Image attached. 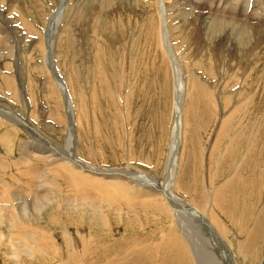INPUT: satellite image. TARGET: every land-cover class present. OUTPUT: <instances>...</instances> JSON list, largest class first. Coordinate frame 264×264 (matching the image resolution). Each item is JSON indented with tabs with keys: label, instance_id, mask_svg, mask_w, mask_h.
Here are the masks:
<instances>
[{
	"label": "rangeland",
	"instance_id": "rangeland-1",
	"mask_svg": "<svg viewBox=\"0 0 264 264\" xmlns=\"http://www.w3.org/2000/svg\"><path fill=\"white\" fill-rule=\"evenodd\" d=\"M26 1L28 0H23L21 2L20 0L18 1V3L15 5L16 13L12 15V18L16 19L17 21L19 20L18 23H22L21 25L24 24V27L29 30L23 32L20 29L16 28L17 30L21 31L23 36L20 37L16 32H13L15 38L19 36L16 38L17 45L12 46L11 49L0 46V105L5 107L6 109L9 108L13 110V113H20L18 115H20L21 117L23 116L22 119H25V121L21 120L18 117L10 114L7 110H2V108H0L2 110H0L1 113H8V117H6L8 121L0 117V120L5 122L3 127H1L0 125V157H2V163L0 165V175H3L2 177L0 176V185H2L3 180H7L8 188L6 193H8V190H10L12 194L13 192H16L14 193L16 197L18 196V199L15 201L16 207L18 206L19 208L20 204L23 205L24 200L27 202H31L33 196L28 195L29 197H27L22 195L26 191V188L22 185L23 183L20 184V177L19 180L17 179L18 174L22 173L25 168L28 169L29 164L26 162L25 166L22 165V159H29V152H33V150L31 149H28V152L23 151V142L35 141L40 146L42 145L41 139L45 137L51 144L63 147H65L66 145V135L65 132L62 131V129H64L65 126L66 129L68 128L67 122L69 121L67 119V113L65 112V105L62 97L63 94L61 88H59V86H57V84L54 82V76H51L52 68L50 69V66L45 61L46 56H44L46 54V45L44 46V43L46 44V39H48L49 37L51 38L50 40L52 43V50L55 56L53 58L55 61V71L59 70L58 72L64 77L66 83H69V79L72 80L74 85L72 94L75 109L77 108L78 110L81 108L82 110L83 108L82 111H86V114L88 113V118L90 119V121H88L90 122V124L86 122L78 123V126L83 135L82 140L81 138H79V141L77 142V140L75 139L76 147L79 143L77 147L78 157L81 159V161L95 163L96 166H101L108 169H120L121 172L119 173V175L128 176L130 180H132L129 184L130 187L135 185L140 190H147V192L151 193L153 191V193L157 191L159 192L157 187L165 177L167 149L171 142L173 126L175 123V91L173 84V75L169 70V53L167 51H164L163 49L161 50L162 46L160 44V53L157 49L150 48V46L153 45L155 41H157L155 32L153 38L151 37L150 39L148 37V32H151V28H149L151 25V20L154 21L155 24L157 23L156 25L154 24L155 26L158 27L160 25L159 8H157L158 5H149L147 6V8L144 6V10H146L144 11L134 2L133 4L128 1V3L125 2L126 4L124 2L123 4L122 2H119V4L112 3V5L110 6L111 8L109 7L107 9L106 7H108V3L107 5L104 4L102 8L99 9V14L97 12L98 10L92 12V9L94 7H98V1H95V4L93 6L89 4V6H91L90 11V8L83 4L85 3L84 0H73V2L71 0L69 2V5L67 6V9L65 10L66 14L64 12L62 16L63 18L60 17V21H58L60 23L57 22L56 24H53L52 27L50 26L52 28L51 30L49 24L48 26H46L47 21L51 16L50 13H48L49 16L48 14H39L37 10H33L36 9L35 3L32 0H29L28 2ZM45 2L46 4H49L48 7L55 6L57 8L60 0H47ZM145 2H147V0H145ZM129 4L134 6L130 7ZM23 5H26V8L22 9ZM122 7H124L125 9H123ZM129 8L134 9V11L133 13L127 14L128 19H125L123 13L121 12L123 10H125L124 12H126ZM106 9L108 13H106ZM6 11L7 6L5 7V12ZM170 13H172V21L174 23L176 22L175 25L178 26L181 19H177V17H175L174 8L171 9ZM36 14L39 16H37ZM35 15L36 17H34ZM27 16L30 18V20ZM97 16L100 18H96ZM138 16H142V18L140 17V19ZM200 19L201 20H197L198 22H196V26L198 27L197 30H194L193 27H189L187 29L183 27V30H185L182 31L181 25L182 33L180 34V31H177L174 36L177 35V41L178 43L180 42L178 55L180 57L181 63H183L182 67L184 79L185 77H187V69H189V71L191 72H197L201 80L205 84H208L211 88V91H213L214 93L199 92L197 87H195L194 90L190 87L189 91H187V88H185V91L187 93L184 92V96L186 93V97L182 101V103H184L181 109L182 122H180L181 124L179 127L181 128L178 130L179 132L177 137V140L180 143L178 158V161H180L178 167L179 172H177L176 178L174 177V184H177V186L175 189L172 187V189L173 191L175 190L176 192H174L177 195H180V197H185L187 205L192 208H194L192 204H195L196 206V203L198 207L202 208L204 207V201L206 202V211L211 210V214L217 221V224H214L212 222L213 228L211 230L217 240H209V242L205 245L208 250H210V247H212L211 249L213 255L217 258L219 256L218 260L221 261L222 264H264V78H262L261 75V78L259 77L258 80H256L254 75H252V79L248 76L245 79V75H240V72H243V69H240L242 68L241 64L243 66V64H245L249 60L247 58H250L251 54L256 50L257 52L260 50L262 55L260 57V60L255 65L256 69L260 66L257 70V73H255L258 75L264 70V44H259L258 42H256L257 40H251L250 43L248 41L242 43L240 41L236 42L235 39H233V43L231 46L229 45V37L231 36H229L227 33H223L222 36L218 37V39L216 38V43H212L213 40L212 42L209 41L211 32L207 31V26L209 25L208 22H210L211 20H208L206 15H203ZM65 20L67 23L65 22ZM141 20L143 23L140 24ZM190 20H192V16H190ZM84 22H86L87 25L84 24ZM105 25L106 28H104ZM126 26L128 27V29ZM138 26L142 28L141 31ZM137 29L139 31H137ZM35 31L38 32L36 33ZM133 31L136 33V35ZM34 32L37 34V36H33L36 35ZM29 35H32V37H29ZM26 38L28 40H26ZM22 40H24L25 42ZM189 40H191L192 42H190ZM146 41L148 42V44ZM87 42L88 45L86 44ZM182 42H184V45H182ZM201 42H206V51H199L201 50V48L199 47V49H197V45H199ZM72 43L73 45H71ZM234 43L236 44V47ZM100 45L101 48L99 47ZM28 46L30 47L28 48ZM212 47L213 50H211ZM216 47L218 50L216 49ZM72 49H77V53ZM228 49L230 51L229 56L226 55ZM193 50L195 53H198V56H201L199 59L198 57L193 55ZM196 50H198V52H196ZM161 51L163 53L167 52L166 54L168 55H166L165 53H161ZM249 51L251 52V54L249 53ZM205 52L207 53V55H205ZM140 54H144V56L146 55V57L142 59ZM156 55H159V57H156ZM223 55H226L228 57L227 58L225 56L226 59H229L228 68L227 66H225L227 60ZM96 56L98 58L100 56L101 58L99 59L101 60L98 61V58ZM114 57H118L117 60H114ZM218 57L224 58L221 61L222 64H219L220 60L217 59ZM229 57H233V59ZM230 59L233 61H231ZM93 60L95 62H93ZM89 62L91 63V65ZM197 62H199L200 65H196ZM250 63L249 65L253 67L252 63ZM51 66L54 67V65ZM87 68L90 69V71ZM208 68L211 69L214 75L216 74L214 77L205 76L204 72ZM218 68L219 70H217ZM221 69L223 71V74L225 73L224 77L229 76V79L228 77L227 79H217V77H219V71ZM227 70L229 71V74L227 73ZM52 71H54V69H52ZM202 73L204 75L203 77L201 76ZM236 73H238L237 76ZM4 77L9 78L11 82H4ZM238 77H241V81L238 79ZM101 81H104V83H102ZM226 81L227 84H225ZM193 82H196L195 85H201L200 80L193 79ZM235 82L239 83L240 85H244L243 87H241H245L243 89L245 90L243 94H238V89H236V92L233 93H229V91H225V93L222 90L223 84H225L226 86H232V84ZM251 82L252 85H250ZM4 83L6 86H4ZM44 83H47V85ZM261 83L262 85H260ZM239 84L237 88L240 87ZM103 85L104 87L102 88ZM84 91L88 96L86 102H88L90 106V108L88 106V112L85 108L86 103H81L79 101L80 96L84 94ZM100 92H102V94ZM93 97L94 99H92ZM120 99L122 100L121 102L119 101ZM89 100L91 101V103ZM201 104L203 106H201ZM108 106L111 108L109 109ZM90 111H92L93 114ZM95 112L96 114H94ZM183 112H185V114ZM104 113H107L106 116ZM233 113L235 114L232 119L228 121V125L224 126V121L228 120L230 115H232ZM57 120H60L61 122ZM14 121L19 124H13ZM63 121H66L67 124L65 125ZM29 122L33 125V127L36 125L34 127L35 133L33 127L30 128L28 125H26V123L28 124ZM186 123L188 124L187 126ZM63 124L64 127H60ZM93 124L96 125H94L95 128L93 127ZM8 129H13L11 140H5V138L3 137L4 133L9 132ZM184 132L187 134H185ZM84 141H88L89 143ZM43 144L48 143L45 141V143ZM36 155L43 154L41 152H36ZM30 164V166L33 167L39 165L43 166L44 163L39 159L32 160ZM89 171H91L92 173L94 172V174L96 173L95 170ZM134 171H136V173ZM113 172L116 171L113 170ZM9 174L11 175L9 176ZM53 174L54 172L52 170H48V172L44 173V179L47 180L49 178H53ZM58 178L64 179L65 181L62 185H60L59 188L65 191V186H67L69 188L68 194L73 195L77 190V186L75 184L69 183V179L64 177L63 175L59 174ZM134 178H136L137 180H135ZM141 179H143L144 185L138 184ZM21 181L23 182V180ZM12 187L13 189H10ZM219 189H221V192L219 193V195H217L216 192ZM211 193H214L215 196V201L214 196L212 197L213 202L206 197L204 198V196H206L207 194L210 195ZM227 193L229 194L227 195ZM120 197L121 199H118L117 206L112 202L110 203L102 200L95 203L96 205L93 203L83 205L89 211L94 213L93 216L95 214H101L100 216H98V218L93 217V219L98 220L97 223H94V221L90 219L91 217L89 218L87 217V215L85 216V218H83L82 213H66V207L62 206L61 204V206L59 204H56V211L49 210L48 212L50 214L48 212H44L46 214H42L41 219H38L39 221L33 220L34 225L36 223V225L48 231L51 234V237L56 241V244L59 245L58 253L52 254V251L50 249L47 250L48 253L51 252L49 253V256L47 253H43L44 249L42 248L40 250L41 252H39L40 255L38 254L39 256L35 260V264H65L67 258L71 259V252L74 253L75 249L78 250V248L76 247L77 241V244L81 245L80 248L85 247L86 249L88 247V243L93 242L96 244L97 242L99 252L107 246L112 248V253L108 252V260H99L101 264H108L116 257L118 259L117 264H138V262L139 264H163L161 250L157 251L151 249L150 252L138 254L136 251H130V249L134 248L138 241H142V244L145 243L147 246H152V242L161 241L164 237L163 235L167 233L169 225L176 227L182 233V229L179 226L178 221L176 220V218L173 219V221H170L169 219L165 218V215H162L164 219H159V214H161L163 212L162 209H164L161 206H156L154 208V206L151 207L150 203H146L145 205H143L144 207H140V203L135 204L133 199H130L128 201L126 199L124 200L123 196ZM35 202L31 204V208ZM101 202L103 203L101 206L106 205L108 207H100ZM3 205L4 204H2L1 206ZM92 207L94 208L92 209ZM120 209L121 213L119 211ZM150 209L152 212L150 211ZM62 210L65 212L64 214ZM106 210H110V213H107L108 211ZM103 211H105V213ZM56 215H58L59 217ZM145 216L148 218H145ZM157 219L159 221H157ZM107 224L113 227H111L110 229H106ZM220 224L223 226H221ZM84 225L86 229L84 228ZM0 230L3 231L1 227ZM153 233L155 236L151 238V235H153ZM230 243L232 244L230 245ZM44 245L49 247L51 244L45 243ZM114 245H126V250H124V248L117 250L118 248L115 249V247H113ZM232 246H234V249ZM1 250H4L3 252H5V249L3 247ZM1 250L0 264H10V259H8L9 256L6 253H3ZM88 251L90 252V247H88ZM92 252H94V249H92ZM220 252H224V255L221 256L220 254H218L217 256L216 253ZM104 253L106 252L104 251ZM44 258L46 259L47 263L42 262V259ZM194 258L197 264L195 255ZM24 259H28L27 262H29L31 258L25 257ZM169 261H171L170 257L168 262ZM91 262V260L86 261V263L88 264H95V261L92 263ZM204 264L207 263L204 262Z\"/></svg>",
	"mask_w": 264,
	"mask_h": 264
},
{
	"label": "bare ground",
	"instance_id": "bare-ground-1",
	"mask_svg": "<svg viewBox=\"0 0 264 264\" xmlns=\"http://www.w3.org/2000/svg\"><path fill=\"white\" fill-rule=\"evenodd\" d=\"M19 0H0V46H4L7 48H12V46L17 45V37H23L21 31H28L29 29H27L26 27H24L25 25H21L20 23H18V21L14 18H12V15L14 13H16V8L15 5L18 3ZM23 0H20V2ZM29 1V0H28ZM26 1V2H28ZM35 3V8L33 9L34 11L37 10V12L40 14H48L50 13V18L47 21V25L49 24V27L53 26V24H56L58 21H60V17L63 16L65 10L67 9V6L69 5V2L71 0H60V3H58V7L56 8L55 6H49V4H46L45 1L47 0H32ZM85 3H83L85 6L90 8L91 11V6H89V4H91L92 6L95 4V1H98V7H94L92 9L93 11H97L99 14V9L102 8V6L104 4H108L106 7L107 9L112 5V3L115 4H119V2H130L133 4L136 3L138 7H141L142 10H144V6L147 8V6L149 5H153V4H157L159 8V14H160V18H159V23L160 25L157 27L155 26V22L151 20V25L149 28H151V32H148V37L151 39V37L153 38L154 32L157 36V41L154 42L153 45L150 46L151 49H157L158 52L159 51V44L162 46L161 50L163 49L164 51H167L169 53L165 54L169 56V61H170V72H172L173 75V84H174V91H175V97H174V109H175V123L173 126V131H172V137H171V142L170 145L167 149V158H166V169H165V177L164 180L159 183L158 185V190L159 192H155V193H151V192H147V190H140L138 189L135 185L130 187V183L132 180H130V178L128 176H121L119 175V173L121 172L120 169H108V168H104L101 166H96L95 163H91V162H86V161H81V159L78 157V144L77 147L75 146V139L77 140V142L79 141V138H81V140L83 139V135L82 132L78 126V123H89L88 121H90V119L88 118V113L86 114V111H82L81 108L77 110V108L75 109V104H74V99H73V94L72 91L74 89V85L71 79H69V83L65 81L64 77L62 75H60V73L58 71H55V61H54V54H53V50H52V43H51V38L46 39V44L44 43V46L46 45V54L44 56H46V62L48 63V65L50 66V64H53L54 67V71H52L51 69V76L53 77L54 82L57 84V86H59V88H61L62 94H63V100H64V105H65V112L67 113V119L69 122L68 123V128L66 129V126L64 127V124L60 127H64V129H62V131L65 132L66 135V145L65 147L63 146H57L54 144H51L45 137L42 140V145L39 146L38 143H36L35 141H26L23 142V151L28 152V149L33 150V152H29V159H22V165L25 166V163L27 162L28 165V169L25 168V170H23L22 173L18 174L17 179L19 180L20 177V184H22L26 189V191L24 192V194H22L23 196H27L29 197L30 195L33 196V199L31 202H27L24 200V204L23 205H19L16 207V200L18 199V196L16 197L13 192V194L10 192V190H8L7 192V188H8V184H7V180H3L2 185H0V227L2 228L3 231L0 230V250L2 249V247L5 249V252H3L4 250H1L3 253H6L9 257L8 259H10V264H35L36 263V258H38V256L40 255L39 252H41L40 250L43 248L44 249V254L47 253L48 256L50 255L49 253L51 252H47V250H51L52 254L58 253V249H59V245L56 244V241L51 237V234L46 231L44 228L39 227L38 225H34L33 220H38L41 219V215L46 214L49 210H54L56 211V204H61L62 206L66 207V213L69 212H78L79 214L82 213L83 214V218H85V216L87 215V217H91L90 219H92L94 221V223H97L98 220L93 219L94 218H98V216H100L101 214L98 215H94L93 216V212L89 211L85 206L88 203H97L99 201H107V202H112L114 205L117 206L118 204V199L123 196L124 200H130L133 199L135 204H139L140 203V207H142L143 205H145L146 203H150L151 207L154 206V208L156 206H161L164 209L163 212L160 215V218L162 220L163 216L165 215V218L169 219L170 221H173V219L176 218V220L178 221L179 226L182 229V233L174 226H170L168 227L167 233L165 235H163V239L161 241H156V242H152V246L151 245H146L145 243L142 244V241H136V246L132 249H130V251L132 252H137L138 254H143V253H147L150 252L151 249L153 250H161V254H162V258H163V264H196L194 255L196 257L197 260V264H222L221 261L218 260L219 256L218 254H220L221 256L224 255V252H220V253H216L218 258L215 257L212 253V247H210V250L207 249L206 247V243L209 242V240H213L216 241L217 239L215 238L214 234L212 233V222L214 224H217L216 219L213 217V215L211 214V210L206 211V202L204 201V207L200 208L198 207L197 203L196 206L195 204H192L193 207L192 208L190 206L187 205V202L185 201L186 198L180 195H177L172 187L175 189L177 184L175 185L174 182V177L176 178L177 172L178 171V167H179V162L178 158H179V147H180V143L177 140L178 137V130L181 128L180 126V122H182V116H181V109H182V105H184V103H182L183 99H185L186 97V91L185 88H187V91H189V88L191 87L193 90L195 89V87L198 88L199 92H207V93H214L213 91H211V88L208 84H205L199 74L197 72H191L189 71V69H187L188 71H186L187 77H185L184 79V73H183V67L180 60V57L178 55V49L180 48V42L178 43V36H174L176 34L177 31H180L179 33L181 34L182 31H184L185 29L189 28V27H193L194 30H197V26H196V22H198L199 20H201L200 18L203 15L207 16L208 20H211L209 23V25L207 26V31L211 32L210 34V39L209 41L213 42L212 43H216L218 37L222 36L223 33H227L229 36L233 37H229L230 41H229V45L232 46L233 43V39H235L236 42H246L248 41L250 43L251 40H257L256 42H258L259 44H264V0H147V2H145V0H84ZM115 1V2H114ZM25 2V3H26ZM58 2V1H57ZM73 2V0H72ZM127 2V3H128ZM32 3V2H31ZM51 3V2H49ZM100 3V4H99ZM23 4V3H22ZM82 4V3H81ZM126 4V3H125ZM32 5V4H30ZM105 5V6H106ZM121 5V4H120ZM128 5V4H127ZM7 6V11L5 12V7ZM24 6V5H23ZM23 8H26L25 6ZM96 6V5H95ZM130 7H133L134 5L129 4ZM81 7V6H80ZM83 7V5H82ZM119 7V5H118ZM117 7V8H118ZM127 7V6H126ZM28 8V7H27ZM74 8V7H73ZM88 8V9H89ZM111 8V7H110ZM121 8V7H120ZM123 9H125L124 7H122ZM128 8V7H127ZM135 8V7H134ZM174 8L175 10V17H177V19H181L180 23L178 24V26L175 25V23L172 21V13L171 9ZM70 9V8H69ZM87 9V8H86ZM106 9V11H107ZM114 9V6H113ZM78 10V9H77ZM141 10V11H142ZM25 11V10H24ZM33 11V12H34ZM105 11V10H104ZM105 11V12H106ZM111 11V9H110ZM125 10H123L121 12L123 13L124 18L128 19V15L129 13H133L134 9L129 8L126 12H124ZM139 11V9H138ZM146 11V10H144ZM27 12V11H25ZM143 12V11H142ZM20 13V12H19ZM24 13V12H23ZM28 13V12H27ZM96 13V12H95ZM102 13V12H101ZM108 13V11L106 12ZM105 13V14H106ZM139 13V12H138ZM137 13V14H138ZM145 13V12H144ZM66 14V12H65ZM104 14V15H105ZM17 15V14H16ZM26 15V14H25ZM37 15V14H36ZM36 15L34 17H36ZM121 15V14H120ZM135 15V14H134ZM132 15V16H134ZM145 15V14H144ZM149 15V14H148ZM29 16V15H28ZM27 16V17H28ZM39 16V15H37ZM49 16V14H48ZM103 16V15H102ZM122 16V17H123ZM129 16V17H132ZM137 16V15H136ZM190 16H192V20H190ZM14 17V16H13ZM90 17V16H89ZM139 18L142 16H138ZM17 18V17H16ZM19 18V17H18ZM45 18V17H44ZM63 18V17H62ZM96 18H100V17H96ZM103 18V17H102ZM101 18V19H102ZM121 18V19H124ZM140 18V19H141ZM28 19L30 20V18L28 17ZM40 19V17H39ZM46 19V18H45ZM90 19V18H89ZM99 19V20H101ZM120 19V20H121ZM133 19V18H132ZM131 19V21H132ZM138 19V18H137ZM150 19V18H149ZM37 20V19H36ZM47 20V19H46ZM73 20V19H72ZM95 20V18H94ZM98 20V19H97ZM96 20V23H97ZM198 20V21H197ZM69 21V20H68ZM34 22V19H33ZM38 22V21H36ZM66 22V20H65ZM64 22V24H65ZM99 22V21H98ZM111 22V21H110ZM150 22V21H149ZM157 22V21H156ZM60 23V22H58ZM67 23V22H66ZM105 23V22H104ZM107 23V22H106ZM125 23V22H124ZM137 23V22H136ZM143 23L142 20L140 22V24ZM35 24V23H34ZM37 24V23H36ZM40 24V23H39ZM43 24V23H42ZM84 24H86V22H84ZM112 24V23H111ZM132 24V23H131ZM129 24V25H131ZM145 24V23H144ZM155 24V25H154ZM187 24V25H186ZM38 25V24H37ZM36 25V26H37ZM63 25V24H62ZM87 25V24H86ZM126 25V24H125ZM139 25V24H138ZM147 25V23H146ZM181 25H182V31H181ZM23 26V27H22ZM35 26V25H34ZM55 26V25H54ZM85 26V25H84ZM128 26V24H127ZM126 26V27H127ZM28 27V26H27ZM48 27V28H49ZM50 27V29L52 30V28ZM63 27V26H62ZM61 27V28H62ZM75 27V26H74ZM82 27V26H81ZM103 27V26H102ZM116 27V26H115ZM131 27V26H130ZM136 27V26H135ZM140 28V26H138ZM142 27V26H141ZM183 27L185 28L183 30ZM16 28L20 29L17 30ZM78 28V26H77ZM94 28V27H93ZM106 28V25L105 27ZM109 28V27H108ZM27 29V30H26ZM92 29V28H91ZM128 29V27H127ZM126 29V31H127ZM142 28H140L141 31ZM35 30V29H34ZM47 30V29H46ZM50 30V33H51ZM62 30V29H61ZM60 30V31H61ZM74 30V29H73ZM130 31V28H129ZM136 31V30H134ZM133 31V32H134ZM137 31H139L137 29ZM150 31V30H149ZM230 31V32H229ZM16 32L19 36H17L15 38L14 33ZM36 32V31H35ZM34 32V33H35ZM38 32V31H37ZM36 32V33H37ZM40 32V31H39ZM47 32V31H46ZM85 32V31H84ZM98 32V30H97ZM132 32V31H131ZM189 32V31H188ZM30 33V32H29ZM35 33V34H36ZM44 33V32H43ZM49 34V32H48ZM47 34V35H48ZM57 34V33H56ZM55 34V36H56ZM77 34V33H76ZM98 34V33H97ZM134 34L136 35V33L134 32ZM33 35V34H32ZM32 35L29 37H32ZM79 35V34H78ZM91 35V34H90ZM132 35V34H131ZM130 35V36H131ZM27 36V35H26ZM33 36H37L33 35ZM40 36V35H39ZM92 36V35H91ZM114 36V35H112ZM129 36V37H130ZM181 36V35H180ZM179 36V39H180ZM25 37V35H24ZM68 37V36H66ZM134 37V36H132ZM155 37V36H154ZM176 37V39H175ZM182 37V36H181ZM42 38V37H41ZM45 38V37H44ZM81 38V37H80ZM85 38V37H84ZM87 38V35H86ZM124 38V37H123ZM184 38V36H183ZM217 38V39H216ZM20 39V38H19ZM43 39V38H42ZM57 39V38H56ZM145 39V38H144ZM149 39V42H150ZM198 39V38H197ZM26 40H28L26 38ZM32 40V39H31ZM35 40V39H34ZM33 40V41H34ZM79 40V39H78ZM122 40V39H121ZM196 40V39H193ZM21 41V40H20ZM24 41V40H22ZM36 41V40H35ZM59 41V40H58ZM82 41V40H81ZM80 41V42H81ZM94 41V40H93ZM148 41V40H147ZM146 41V42H147ZM190 42H192L191 40H189ZM25 42V41H24ZM27 42V41H26ZM73 42V41H71ZM70 42V43H71ZM90 42V40H89ZM152 42V41H151ZM203 42V41H202ZM200 43L199 45H197V49L201 48V50L199 51H206V45L205 43ZM227 42V40H226ZM255 42V43H256ZM20 43V42H19ZM28 43V42H27ZM36 43V42H35ZM60 43V42H59ZM58 43V44H59ZM69 43V42H67ZM184 45V42H182ZM25 44V43H24ZM23 44V45H24ZM30 44V41H29ZM75 44V42H74ZM88 45V42L86 43ZM123 44V43H122ZM148 44V42H147ZM235 44V43H234ZM257 44V43H256ZM22 45V43H21ZM68 45V44H67ZM73 45V43L71 44ZM70 45V46H71ZM84 45V44H83ZM146 45V44H145ZM181 45V47H182ZM213 45V44H212ZM75 46V45H74ZM77 46V45H76ZM216 46V45H214ZM256 46V45H255ZM261 46V45H259ZM3 47V48H4ZM30 46H28L29 48ZM33 47V46H32ZM78 47V46H77ZM90 47V46H89ZM101 48V45L99 46ZM122 47V46H121ZM199 47V48H198ZM208 47V46H207ZM228 47V45H227ZM226 47V49H227ZM236 47V44H235ZM6 48V49H7ZM15 48V47H14ZM72 48V47H70ZM98 48V47H97ZM96 48V50H97ZM209 48V47H208ZM233 48V47H232ZM256 48V47H255ZM262 48V47H261ZM67 49V48H66ZM78 49V48H77ZM77 49H72L75 52L77 51ZM116 49V48H115ZM210 49V48H209ZM217 49V47H216ZM250 49V46H249ZM252 49V48H251ZM9 50V49H8ZM7 50V51H8ZM14 50V49H13ZM12 50V52H13ZM95 50V51H96ZM99 50V48H98ZM104 50V49H102ZM172 50V51H171ZM213 50V47L212 49ZM215 50V48H214ZM218 50V49H217ZM216 50V51H217ZM232 50V49H231ZM236 50V49H235ZM234 50V51H235ZM100 51V50H99ZM253 51V50H252ZM16 52V51H15ZM105 52V51H104ZM129 52V51H128ZM193 55L198 57V59L201 56H198V53H195L194 50L192 51ZM196 52H198V50H196ZM229 49H228V54L226 53L227 56L230 55L229 53ZM241 52V51H240ZM1 53V52H0ZM30 53V52H29ZM77 53V52H76ZM88 53V52H87ZM93 53V52H92ZM161 53H163L161 51ZM163 53V54H164ZM206 53V52H205ZM210 53V52H209ZM234 53V52H233ZM232 53V54H233ZM249 53L251 54V52L249 51ZM68 54V53H67ZM79 54V53H78ZM90 54V53H89ZM94 54V53H93ZM138 54V53H136ZM192 54V53H191ZM231 54V55H232ZM236 54V53H235ZM234 54V55H235ZM6 55V54H5ZM18 55V54H16ZM72 55V54H71ZM96 55V53H95ZM105 55V54H103ZM117 55V54H116ZM115 55V56H116ZM122 55V54H121ZM120 55V57H121ZM141 55V54H140ZM139 55V56H140ZM207 55V53L205 54ZM226 55H223L224 58L226 59ZM242 55V54H241ZM262 53L259 50L257 52L254 51L250 58L245 64H241L240 69H243V72H240V75L242 74V76H244V78L246 79V77H250L252 75H254L255 79L258 80V78L262 75V78H264V70L259 73L258 75L257 70L260 67H255V65L257 64V62L260 60ZM67 56V55H66ZM75 56V53H74ZM88 56V55H87ZM163 56V55H162ZM222 56V57H223ZM226 56V57H225ZM14 57V55H13ZM63 57V56H62ZM89 57V56H88ZM97 57V56H96ZM146 55L144 56V54L141 55V58H145ZM156 57H159V55H156ZM167 57V56H166ZM222 57H218L217 59L220 60L219 64H222L221 61L224 59ZM234 57V56H233ZM233 57H229L232 58ZM239 57V56H238ZM245 57V56H244ZM94 58V57H93ZM98 58V57H97ZM96 58V59H97ZM99 58H101L99 56ZM98 58V61H100L101 59ZM106 58V57H104ZM118 58V57H117ZM117 58L114 57V60H117ZM124 58V57H123ZM122 58V59H123ZM182 58V57H181ZM222 58V59H221ZM228 58V57H227ZM240 58V57H239ZM243 58V56H242ZM45 59V58H44ZM167 59V58H166ZM183 59V58H182ZM187 59V58H186ZM195 59V58H194ZM193 59V60H194ZM212 59V58H210ZM89 60V59H88ZM189 60V58H188ZM226 65L228 68V63H229V59H226ZM231 60V59H230ZM19 61V60H18ZM97 61V60H96ZM103 61V60H102ZM162 61V59H161ZM168 61V60H167ZM233 61V60H231ZM238 61V60H237ZM51 62V63H50ZM88 62V61H87ZM93 62H95L93 60ZM183 62V61H182ZM187 62V61H186ZM190 62V61H189ZM212 62V61H211ZM252 63L253 67H251V65H249V63ZM32 63V62H31ZM90 63V62H89ZM163 63H164V59H163ZM166 63V62H165ZM207 63V62H206ZM213 63V62H212ZM225 63V62H224ZM240 63V62H239ZM242 63V62H241ZM250 63V64H251ZM200 63L197 62L196 65ZM202 64V62H201ZM215 64V63H214ZM217 64V63H216ZM2 65V64H1ZM13 65V64H12ZM47 65V64H46ZM91 65V63H90ZM192 65V64H191ZM218 65V64H217ZM230 65V64H229ZM222 66V65H221ZM220 66V67H221ZM235 66V65H234ZM233 66V67H234ZM240 66V65H239ZM13 67V66H12ZM219 67V66H218ZM223 67V66H222ZM52 68V66L50 67ZM57 68V67H56ZM85 68V67H83ZM187 68V67H186ZM205 68V67H204ZM253 68V69H252ZM88 69V68H87ZM98 69H102V68H98ZM185 69V68H184ZM226 69V68H225ZM234 69V68H233ZM252 69V70H251ZM90 71V69H88ZM186 70V69H185ZM205 70V69H204ZM203 70V71H204ZM219 70V68L217 69ZM9 71V70H8ZM88 71V72H89ZM207 71V72H206ZM204 73L206 77H214V73L211 71V69H207ZM228 71V70H227ZM13 72V71H12ZM185 72V71H184ZM226 72V71H225ZM237 72V71H236ZM256 72V73H255ZM3 73V72H2ZM10 73V72H9ZM15 73V72H14ZM85 73V72H83ZM229 74V71L227 72ZM231 73V72H230ZM233 73V71H232ZM11 74V73H10ZM58 74V75H57ZM62 74V73H61ZM235 74V73H234ZM238 73H236L237 76ZM60 75V76H59ZM83 75V74H82ZM225 73L223 74L222 69L219 71V77L218 78H224V79H229V76H225ZM232 75V74H231ZM2 76V75H1ZM50 76V75H49ZM89 76V75H88ZM97 76V75H96ZM201 76L203 77V73L201 74ZM100 77V76H99ZM141 77V76H140ZM233 77V76H231ZM230 77V78H231ZM253 77V76H252ZM49 78V77H48ZM47 78V79H48ZM197 78V79H196ZM241 77H238V79L240 80ZM243 78V77H242ZM261 78V77H260ZM83 79V78H81ZM101 79V78H99ZM132 79V78H131ZM193 79L195 80H200L201 85H195L196 82H193ZM213 79V78H212ZM233 79V78H232ZM231 79V80H232ZM252 79V78H251ZM4 82L9 83L11 82L9 78L4 77L3 78ZM85 80V79H83ZM238 80V81H239ZM48 81V80H47ZM96 81V79H95ZM100 81V80H99ZM124 81V79H123ZM221 81V80H220ZM241 81V80H240ZM248 81V80H247ZM102 83H104V81H101ZM199 82V83H200ZM75 83V82H74ZM96 83V82H94ZM215 83V82H214ZM232 83V82H231ZM257 83V81H256ZM47 85V83H44ZM119 84V82H118ZM227 84V81L226 83ZM225 84L222 85V90L225 91H229V93H233L236 92V89L238 94H243V92L245 90H243L244 85H240L239 83H233L232 86L230 84V86H226ZM238 84L240 85L239 88ZM96 85V84H95ZM101 85V84H100ZM123 85V84H122ZM247 85V84H246ZM250 85H252V82L250 83ZM262 85V83L260 84ZM4 86L5 83H4ZM9 86V85H8ZM97 86V85H96ZM187 86V87H186ZM95 87V86H94ZM104 87V85L102 86V88ZM121 87V86H119ZM249 87V85H248ZM76 88V87H75ZM12 89V88H10ZM93 89V88H92ZM215 89V88H214ZM250 89V88H249ZM125 90V89H124ZM192 90V91H193ZM218 90V89H216ZM214 90V91H216ZM60 91V92H61ZM87 91V90H86ZM94 91V90H92ZM250 91V90H249ZM82 92V91H81ZM97 92V90H96ZM132 92V91H131ZM184 92L185 96H184ZM223 92V93H224ZM251 92V91H250ZM102 94V92H100ZM110 93V92H109ZM115 93V92H114ZM134 93V92H133ZM222 93V92H221ZM226 93V92H225ZM247 93V92H246ZM78 94V93H77ZM112 94V93H111ZM202 94V93H201ZM94 95V94H93ZM106 95V93H105ZM120 95V94H119ZM129 95V94H128ZM132 95V94H131ZM195 95V93H194ZM198 95V94H197ZM245 95V94H244ZM99 96V95H98ZM208 96V95H207ZM96 97V96H95ZM117 97V96H115ZM22 98V97H21ZM121 98V97H120ZM208 98V97H207ZM24 99V98H23ZM88 99L87 93L84 91V94H82L80 96V102L81 103H86L85 104V108L87 109L88 112V102H86ZM90 99V98H89ZM94 99V97L92 98ZM98 99V97H97ZM102 99V98H101ZM203 99V98H202ZM235 99V98H234ZM26 100V99H25ZM28 100V99H27ZM67 100V101H65ZM96 100V99H95ZM100 100V99H99ZM191 100V99H190ZM90 101V100H89ZM115 101V100H113ZM120 102L122 101L121 99L119 100ZM124 101V100H123ZM24 102V100H23ZM28 102V101H27ZM91 103V101H90ZM102 103V102H100ZM209 103V102H208ZM246 103V102H245ZM96 104V103H95ZM121 104V103H120ZM123 104V103H122ZM219 104V103H218ZM98 105V104H97ZM127 105V104H126ZM92 106V105H91ZM123 106V105H122ZM201 106H203L201 104ZM80 107V105H79ZM82 107V106H81ZM109 107V106H108ZM107 107V108H108ZM0 108L7 110L10 114L14 115L15 117H18L21 120L22 117L18 114L20 113H13L14 111L11 109H6L5 107L0 105ZM90 108V106H89ZM94 108V107H93ZM98 108V107H97ZM111 107H109L110 109ZM189 109V108H188ZM1 110V109H0ZM1 110V111H2ZM77 110V111H76ZM91 110V109H90ZM95 111V110H94ZM245 111V110H244ZM92 112V111H90ZM239 112V111H238ZM4 113V114H3ZM185 114V112H183ZM93 114V112H92ZM96 114V112L94 113ZM105 114V113H104ZM107 114V113H106ZM105 114V116H106ZM235 113H233L232 115H230V117L228 118V120L224 121V126L228 125V121L230 119H232V117L234 116ZM0 117L2 119H6V117H8V113L7 112H0ZM96 116V115H95ZM186 116V115H184ZM94 117V116H93ZM107 118V117H106ZM109 118V117H108ZM66 119V120H67ZM94 119V118H92ZM184 119V118H183ZM187 119V118H186ZM235 119V118H234ZM7 120V119H6ZM17 120V119H16ZM65 120V119H64ZM8 121V120H7ZM59 122H61L60 120H57ZM173 122V121H172ZM10 123V122H9ZM19 124L17 122H13V124ZM63 123H65V125L67 124L66 121ZM76 123V126H75ZM85 123V124H86ZM110 123V122H109ZM5 124V122L0 120V125L1 127H3V125ZM57 124V123H56ZM230 124V122H229ZM26 125H28L30 128L33 127V125L29 122L28 124L26 123ZM60 125V124H59ZM95 124H93V127ZM188 124L186 123V126ZM9 126V125H8ZM36 126V125H35ZM34 126V127H35ZM222 126V125H221ZM223 126V128H224ZM230 126V125H229ZM228 126V127H229ZM6 127V126H4ZM33 127L34 133H35V129ZM9 128V127H8ZM254 129V128H253ZM9 132L4 133V138L5 140H11V136L13 133V129H8ZM66 130V131H65ZM257 130V129H256ZM32 131V130H31ZM182 132V131H181ZM220 132V131H219ZM218 132V133H219ZM62 133V132H61ZM185 133V132H184ZM30 134V133H27ZM187 134V133H185ZM38 135V134H36ZM35 135V136H36ZM180 135V134H179ZM184 135V134H183ZM14 136V135H13ZM182 136V135H181ZM40 137V136H39ZM13 138V137H12ZM187 138V137H186ZM185 138V139H186ZM184 139V140H185ZM1 140V139H0ZM13 140V139H12ZM34 140V139H32ZM36 140V139H35ZM45 141L48 144H43L45 143ZM180 141V140H179ZM188 141V140H187ZM10 142V141H9ZM76 142V143H77ZM84 142H88V141H84ZM89 143V142H88ZM94 143V142H93ZM183 143V142H182ZM48 145V146H47ZM184 145V144H183ZM21 147V148H22ZM87 147V146H86ZM184 147V146H183ZM45 148V149H43ZM85 148V147H84ZM95 150V149H94ZM189 150V149H188ZM187 150V151H188ZM184 151V150H183ZM36 152H41L43 155H36ZM7 156V155H6ZM41 156V158H40ZM181 156V155H180ZM183 156V155H182ZM185 156V155H184ZM221 156V155H220ZM186 157V156H185ZM2 157H0V165L2 163L1 160ZM165 158V157H164ZM175 158V160H174ZM41 160L43 161V166H33L31 167L30 163L32 162V160ZM133 159V158H132ZM183 159V158H182ZM181 159V160H182ZM10 160V159H9ZM21 160V159H20ZM197 160V159H196ZM128 161V160H127ZM99 162V161H98ZM185 163V162H184ZM189 163V162H186ZM10 164V163H9ZM193 164V163H192ZM182 165V164H181ZM184 165V164H183ZM195 165V164H194ZM5 166V165H4ZM188 166V165H187ZM193 166V165H192ZM23 167V166H22ZM185 167V166H184ZM124 168V167H123ZM130 168V167H129ZM133 168V167H132ZM183 168V167H182ZM134 169V168H133ZM185 169V168H184ZM5 170V168H4ZM22 170V169H20ZM48 170H52L54 172L53 174V178H49L47 180L44 179V173L48 172ZM89 170H95V174L94 172L92 173ZM113 170H115L116 172H113ZM131 170V169H130ZM194 170V169H193ZM112 171V172H110ZM140 171V170H139ZM132 172V171H131ZM136 173V171H134ZM181 172V171H180ZM1 173V172H0ZM141 173V172H140ZM5 174V173H4ZM63 175L64 177L69 179V183L71 184H75L77 186V190L74 192L73 195L68 194L69 192V188L67 186H65V191L62 190L60 187V185H62L65 181L64 179H59L58 176ZM183 174V173H182ZM7 175V174H6ZM5 175V176H6ZM11 174H9L10 176ZM127 175V174H126ZM195 175V174H194ZM1 177L3 176L2 174L0 175ZM186 176V175H185ZM15 177V176H14ZM13 177V178H14ZM23 178V179H22ZM233 178V177H232ZM9 179V178H8ZM135 180H137L136 178H134ZM23 180V182L21 181ZM39 180V181H38ZM155 180V179H154ZM177 180V179H176ZM235 181V180H234ZM143 179L140 180V182L138 184L140 185H144L143 183ZM157 182V181H156ZM232 182V181H231ZM1 183V182H0ZM137 183V182H136ZM156 183V184H158ZM179 183V182H178ZM214 183V182H213ZM228 183V182H227ZM230 183V182H229ZM14 184V183H13ZM17 184V183H16ZM154 184V185H156ZM226 184V183H225ZM153 185V186H154ZM162 185V186H161ZM182 185V184H181ZM138 186V185H137ZM10 187V186H9ZM64 187V186H63ZM205 187V186H203ZM225 187V186H224ZM140 188V187H139ZM146 188V187H145ZM148 188V187H147ZM220 188V186H219ZM10 189H13L10 188ZM17 189V188H16ZM62 191H61V190ZM203 189V188H202ZM218 189V188H216ZM222 189V188H221ZM221 189H219L216 193L217 195H219V193L221 192ZM228 190V189H227ZM16 191V190H15ZM178 191V190H177ZM180 192V190H179ZM211 192V191H210ZM18 193V192H17ZM23 193V192H21ZM8 194V195H7ZM20 194V193H19ZM206 194V193H205ZM229 193H227L228 195ZM234 194V193H233ZM29 195V196H28ZM188 196V195H187ZM186 196V197H187ZM194 196V195H193ZM214 196V193H211L210 195H206L204 196V198H208L210 199V201L213 202L212 197ZM133 197V198H132ZM189 197V196H188ZM187 197V198H188ZM197 197V196H195ZM199 197V196H198ZM185 198V199H184ZM135 200H139V201H135ZM206 200V199H205ZM36 201V202H35ZM214 201H215V196H214ZM224 201V200H223ZM238 201V200H237ZM15 202V203H14ZM35 202L32 205L31 208V204ZM127 202V201H124ZM132 202V200H131ZM199 202V200H198ZM239 202V201H238ZM247 202V201H246ZM109 203V204H110ZM130 203V202H129ZM202 203V202H200ZM2 204H4L3 206H1ZM103 203H100V207L106 208L108 206H101ZM126 204V203H125ZM131 204V203H130ZM191 204V203H190ZM216 204V203H215ZM60 205V206H61ZM96 205V204H95ZM108 205V204H107ZM30 206V207H28ZM59 206V207H60ZM93 206V205H92ZM119 206V205H118ZM212 206V205H211ZM216 206V205H215ZM91 207V206H89ZM96 207V206H95ZM129 207V204H128ZM131 207V206H130ZM144 207V206H143ZM248 207V206H247ZM263 207V206H262ZM94 207H92L93 209ZM97 208V207H96ZM133 208V207H132ZM138 208V207H137ZM59 209V208H58ZM63 209V208H62ZM90 209V208H89ZM139 209V208H138ZM217 209V208H216ZM215 209V211H216ZM115 210V209H114ZM63 211V210H62ZM82 211V212H80ZM108 211L107 213H110V210H106ZM121 213V209L119 210ZM132 211V210H131ZM129 211V212H131ZM149 211V210H148ZM151 211V209H150ZM246 211V210H244ZM46 212V213H44ZM60 212V211H59ZM58 212V213H59ZM63 211V214L65 213ZM105 213V211H103ZM125 212V211H124ZM123 212V213H124ZM133 212V211H132ZM145 212V211H144ZM152 212V211H151ZM49 213V212H48ZM52 213V211H51ZM57 213V214H58ZM62 213V212H61ZM97 213V212H95ZM99 213V212H98ZM102 213V212H101ZM103 213V214H104ZM116 213V212H115ZM141 213V211H140ZM146 213V212H145ZM50 214V213H49ZM144 214V213H143ZM153 214V213H152ZM151 214V215H152ZM48 215V214H47ZM53 215V214H52ZM122 215V214H121ZM131 215V213H130ZM145 215V214H144ZM149 215V214H148ZM147 215V216H148ZM157 215V214H156ZM163 215V216H162ZM58 216V215H56ZM108 216V215H107ZM106 216V217H107ZM138 216V215H137ZM238 216V215H237ZM242 216V215H241ZM240 216V217H241ZM251 216V215H249ZM55 217V216H54ZM59 217V216H58ZM67 217V216H65ZM130 217V216H129ZM142 217V215H141ZM56 218V217H55ZM110 218V217H108ZM136 218V217H135ZM145 218H148L145 216ZM152 218V217H151ZM155 218V217H154ZM244 218V217H243ZM51 219V217H50ZM49 219V220H50ZM59 219V218H58ZM57 219V220H58ZM89 219V220H90ZM132 219V218H131ZM164 219V218H163ZM241 219V218H240ZM60 220V219H59ZM39 221V220H38ZM51 221V220H50ZM153 221V220H152ZM157 221H159L157 219ZM156 221V222H157ZM62 222V221H61ZM64 222V220H63ZM137 222V221H136ZM39 223V222H38ZM130 223V222H129ZM222 223V222H221ZM57 224V223H56ZM83 224V223H81ZM158 224V223H156ZM166 224V223H165ZM223 224V223H222ZM53 225V224H52ZM51 225V226H52ZM58 225V224H57ZM97 225V224H96ZM173 225V224H172ZM221 225V224H220ZM216 226V225H215ZM223 226V225H221ZM220 226V227H221ZM113 226H110L107 224L106 229L107 228H111ZM160 227V226H157ZM156 227V228H157ZM219 227V226H218ZM85 228V225H84ZM217 228V227H216ZM86 229V228H85ZM163 229V228H162ZM218 229V228H217ZM221 229V228H220ZM224 229V228H223ZM227 229V228H226ZM137 230V229H136ZM256 230V229H255ZM149 231V230H148ZM151 231V230H150ZM160 231V230H159ZM249 231V230H248ZM247 232V231H246ZM231 233V232H230ZM234 233V232H233ZM249 234V233H247ZM159 235V234H158ZM67 236V235H66ZM154 233L153 235H151V238L154 237ZM223 236V234H222ZM253 236V235H252ZM94 237V236H93ZM248 237V236H247ZM261 237V236H260ZM141 238V237H140ZM90 239V238H89ZM223 239V238H220ZM143 240V239H142ZM80 241V240H79ZM109 241V240H108ZM223 241V240H222ZM227 241V240H226ZM230 241V240H229ZM233 241V240H232ZM236 241V240H234ZM66 242H67V238H66ZM76 242V241H75ZM133 242V241H132ZM48 243L51 244L49 247L45 246L44 244ZM78 241L76 242V247L78 248L75 249V252L72 253L71 252V259H66V263H73V264H88L86 263L87 260H91L92 262L95 261V264H101V262L99 260H108V252L112 253V248L110 247H105L103 248V250L106 252L104 253V251H100L99 252V248L95 243H88L87 246L90 247V252L88 251V247L87 249L85 247L80 248L81 245L77 244ZM111 243V242H110ZM228 243V242H227ZM233 243V242H232ZM230 243V245L232 244ZM129 244V243H128ZM219 244V243H218ZM68 245V244H67ZM110 245V244H108ZM113 245V244H112ZM133 245V243H132ZM131 245V246H132ZM226 245V244H225ZM126 246V245H125ZM124 245H114L113 247L122 249H125ZM66 247V245H65ZM224 247V246H223ZM222 247V248H223ZM234 249V246H232ZM62 248V247H61ZM160 248V249H159ZM236 248V247H235ZM92 249H94V252H92ZM232 249V250H233ZM39 250V251H38ZM46 250V251H45ZM71 250V249H70ZM116 250V251H117ZM163 250V251H162ZM227 251V250H226ZM237 251V250H236ZM125 252V251H124ZM219 252V251H218ZM2 253V254H3ZM236 253V252H235ZM39 254V255H38ZM115 254V253H114ZM110 255V254H109ZM114 256V255H113ZM6 257V256H5ZM25 257L31 258L29 262H27L28 259H24ZM45 257V256H44ZM73 257V259H72ZM112 257V256H111ZM121 257V256H120ZM169 257L171 258V261L168 262ZM234 257V255H233ZM236 257V256H235ZM22 258V259H21ZM46 258V257H45ZM42 259V262H46V259ZM238 260V259H237ZM51 261V260H49ZM223 261V260H222ZM242 261V260H241ZM91 262V263H92ZM238 262V261H237ZM47 263V262H46ZM65 263V264H66ZM118 263V259L117 257L115 259H113L112 261H110L108 264H117ZM224 263V262H223ZM45 264V263H44ZM139 264V262H138Z\"/></svg>",
	"mask_w": 264,
	"mask_h": 264
}]
</instances>
